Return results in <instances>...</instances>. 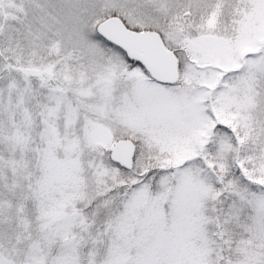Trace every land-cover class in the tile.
I'll use <instances>...</instances> for the list:
<instances>
[{
	"label": "snow or ice",
	"instance_id": "obj_1",
	"mask_svg": "<svg viewBox=\"0 0 264 264\" xmlns=\"http://www.w3.org/2000/svg\"><path fill=\"white\" fill-rule=\"evenodd\" d=\"M0 264H264V0H0Z\"/></svg>",
	"mask_w": 264,
	"mask_h": 264
}]
</instances>
